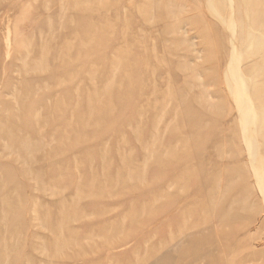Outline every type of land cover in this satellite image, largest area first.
Segmentation results:
<instances>
[{"label": "rangeland", "instance_id": "rangeland-1", "mask_svg": "<svg viewBox=\"0 0 264 264\" xmlns=\"http://www.w3.org/2000/svg\"><path fill=\"white\" fill-rule=\"evenodd\" d=\"M263 64L264 0H0V264H264Z\"/></svg>", "mask_w": 264, "mask_h": 264}, {"label": "bare ground", "instance_id": "bare-ground-1", "mask_svg": "<svg viewBox=\"0 0 264 264\" xmlns=\"http://www.w3.org/2000/svg\"><path fill=\"white\" fill-rule=\"evenodd\" d=\"M250 30H252V29L250 28ZM255 32H256V31H255ZM250 33H251V31H250ZM94 34H95V33H94ZM250 36H252V34H251ZM252 37L255 38L254 35H253ZM252 37H251V38H252ZM257 37H258V36H257ZM90 38H93V37H90ZM251 40H252V39H251ZM255 40H256V38H255ZM255 40H254V41H255ZM254 41H252L251 43L253 44ZM252 44H251V45H252ZM84 46H85V45H84ZM252 46H253V45H252ZM85 49H86V48H85ZM259 57H260V56H259ZM263 66H264V64H263ZM260 68H261V66H260ZM250 86H251V85H250ZM118 91H119V90H118ZM91 102H92V101H91ZM106 106H108V105H106ZM112 106H114V105H112ZM112 106H111V107H112ZM98 107H99V106H98ZM102 107H103V105H102ZM108 107H109V106H108ZM95 108H97V107H95ZM112 108H113V107H112ZM104 109H105V108H104ZM96 110H97V109H96ZM100 110H101V109H100ZM109 110H110V109H109ZM94 112H95V111H94ZM101 113H102V112H101ZM97 114H99V113H97ZM83 118H84V116H83ZM83 118H81V119H83ZM84 123H85V122H84ZM257 123H258V122H257ZM259 125H260V124H259ZM82 133H83V132H82Z\"/></svg>", "mask_w": 264, "mask_h": 264}]
</instances>
